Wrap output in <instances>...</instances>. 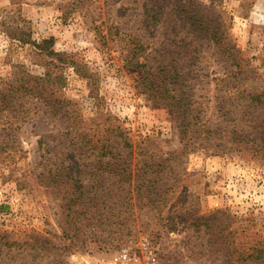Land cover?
<instances>
[{
    "label": "rangeland",
    "instance_id": "rangeland-1",
    "mask_svg": "<svg viewBox=\"0 0 264 264\" xmlns=\"http://www.w3.org/2000/svg\"><path fill=\"white\" fill-rule=\"evenodd\" d=\"M196 1L224 18L228 41L241 52V78L250 77L245 86L264 89V0ZM181 4L0 0V77H9L20 62L32 73L45 72L44 61L33 65L24 56L28 44L17 42L21 32L31 42L52 39L49 48L65 60L56 62L54 76L63 80L68 113L79 115L78 125L98 134L118 126L130 144L132 167L145 151L155 161L165 158L181 147L178 123L170 108L149 97L141 85L143 68L131 63L142 56L140 63L155 71L164 58H181L172 51L181 13L171 11ZM145 6L151 10L145 13ZM159 7L155 26L151 16ZM163 49L170 50L161 54ZM212 51L193 61L190 80L202 82L196 95L204 119L223 129L215 104L225 66ZM69 124L65 111L53 117L40 111L14 132L22 150L15 161L0 157V264H113L124 248L136 264H230V257L264 241L262 126L243 125L254 138L248 151L236 150L237 139L227 141L220 129L212 140L200 134L176 159L178 178L168 176L167 182L173 187L161 188L165 196L153 195L148 205L144 193L127 194L124 176L98 170L100 158L87 148L70 154L80 164L79 174L57 168L60 153H70L68 142L76 141ZM205 141L225 147L217 151ZM138 183L133 176L131 189Z\"/></svg>",
    "mask_w": 264,
    "mask_h": 264
},
{
    "label": "trees",
    "instance_id": "trees-1",
    "mask_svg": "<svg viewBox=\"0 0 264 264\" xmlns=\"http://www.w3.org/2000/svg\"><path fill=\"white\" fill-rule=\"evenodd\" d=\"M181 2V6H171V11L181 13L175 25L178 38L173 45L175 50H172L178 58L180 56L181 58H171L173 61L164 58L162 62H158L159 66L155 71L151 70V66L140 63L142 56H138L135 62L131 63L134 68H143L141 85L148 92L149 97L172 110L175 122L179 126L181 147L165 158L159 157L157 161L152 156H146L148 152L145 151L143 157L137 159V168L132 167L130 144L118 126L105 128L102 134L92 133L84 126L78 125L79 115L68 113L69 101L63 97V80L54 76V70L60 69L56 62L64 63L65 60L61 58L62 55L49 48L52 39L31 42L28 35L21 32L17 42L28 44L24 56L28 57L29 63L33 65H40L38 62L44 61L45 72L32 73L26 64L20 62L12 65L13 70L9 77H0V157L7 158L9 162L15 161L16 153L19 154L22 150L17 146L14 132L27 120L40 111L49 113L51 117L65 111L71 125L69 133L75 132L76 141L68 142L71 145L70 153H60L64 157L59 161L57 168L76 170L79 174L80 164L76 163L77 160L72 159L70 154L81 153L87 148L95 157L100 158L96 161L99 165L98 170L124 176L127 184L123 187L126 188L127 194L131 195V190L135 191L136 195L144 193L141 198H145L147 204L151 205L154 201L153 195L157 194L160 199L165 196V191L159 192V190L169 186L168 176L178 178L179 172L177 173V168L174 166L176 159L191 148L193 140L196 141L200 134L203 133L206 139L212 140L220 129L224 136H227V141L237 139L236 150H250L251 146L248 147L247 143L254 141V138H251V132L243 130V125L251 123L253 126L257 127L258 124L264 128V89L258 91L245 86L250 77L241 78L242 66L237 61L238 56L241 61V52L228 41L225 20L220 12L196 0H181ZM162 9L159 7L152 13L151 20L155 26L160 22ZM150 10L151 8L144 7L145 13ZM206 49H211L212 54L219 55L221 58L218 59V64L225 66L222 71L224 76L219 78L217 84L219 95L215 104L216 113H219L224 122L223 129L218 125L208 124V120L204 119L205 108L204 110L201 108L202 103L199 100L201 95H196L198 90L196 84L202 89L203 86H200L202 82L199 84L190 80V73L195 67L193 61L203 58ZM168 50L170 49H163L161 54ZM132 53L135 54V50ZM53 56L56 58L54 59ZM68 66L70 65L67 64L66 67ZM195 73L201 77L197 71ZM192 79L196 80V78ZM105 119L110 120L109 117ZM238 131L242 135L239 138L234 137ZM205 143L204 145L217 151L225 147L221 142L205 141ZM7 148L12 153L7 152ZM70 161L73 162L72 165ZM133 176L139 183L134 184L131 189L130 179ZM171 187L173 186H169L168 189ZM234 250L236 252V248ZM229 263L264 264V241L260 240L251 245L248 253L230 257Z\"/></svg>",
    "mask_w": 264,
    "mask_h": 264
},
{
    "label": "built area",
    "instance_id": "built-area-1",
    "mask_svg": "<svg viewBox=\"0 0 264 264\" xmlns=\"http://www.w3.org/2000/svg\"><path fill=\"white\" fill-rule=\"evenodd\" d=\"M113 264H136V262L134 261V258H132V256L130 255L129 248H124L121 250L117 261Z\"/></svg>",
    "mask_w": 264,
    "mask_h": 264
}]
</instances>
